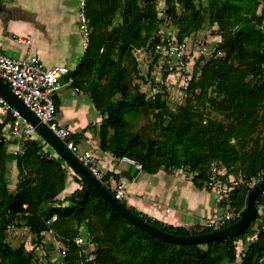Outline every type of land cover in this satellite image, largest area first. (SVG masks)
I'll list each match as a JSON object with an SVG mask.
<instances>
[{
    "label": "trees",
    "instance_id": "16d2710c",
    "mask_svg": "<svg viewBox=\"0 0 264 264\" xmlns=\"http://www.w3.org/2000/svg\"><path fill=\"white\" fill-rule=\"evenodd\" d=\"M198 1L165 0L166 17L162 18L158 0H85L89 45L71 73L70 86L90 95L102 119L72 138L80 143L86 131L94 129L102 151L133 160L145 173L186 169L200 189L212 190L213 180L226 183L227 194L219 203L234 210L227 226L244 210L250 183L264 178V0H207V6ZM117 18L120 21L115 24ZM166 22L177 26L179 42L206 22L217 25L221 36L214 55L188 82L185 104L176 109L168 106L160 92L150 98L131 81V72H139L135 50L157 51L158 31ZM60 105L56 96V112ZM141 107L149 108L154 119L144 132L136 129ZM12 113L9 108L0 121V264H34V254L24 244L15 248L8 242V225L15 226L18 218L36 242L52 230L68 247L64 261L57 264H264V224L240 261L237 258V242L252 231L260 214L237 237L175 244L131 224L78 177L80 188L59 199L66 187L67 168L61 157L43 151L47 143L40 135L30 139L17 157L19 181L16 191H10L6 128ZM119 175L108 171L101 180L107 184ZM122 201L144 220L175 235L216 229L200 224L174 226ZM255 204L258 210L264 206V191ZM81 227L95 245L91 253L86 252V244L76 243Z\"/></svg>",
    "mask_w": 264,
    "mask_h": 264
},
{
    "label": "crops",
    "instance_id": "0c3cea01",
    "mask_svg": "<svg viewBox=\"0 0 264 264\" xmlns=\"http://www.w3.org/2000/svg\"><path fill=\"white\" fill-rule=\"evenodd\" d=\"M71 1L73 2V0H0V44L8 54L16 58L38 59L49 67L58 64L77 66L85 53L81 27L77 30L75 26L80 21L81 1L79 0L78 14L71 7ZM58 97L61 105L56 115L57 121L72 130L73 134L82 132L89 124L98 125L101 121L100 112L84 91L77 92L71 86L64 85ZM6 114L0 105V115L4 116L0 121L5 119ZM91 133L92 129H89L85 135ZM7 142L6 180L8 186V178L16 180L14 189L16 191L19 171L15 150L19 146V140L10 137ZM79 144L80 148L90 149L94 153L103 174L121 170L125 180L127 203L160 221L189 228L200 219V213H206V209H209L208 204L214 206L213 196L202 193L203 189L196 187L191 180L186 182L181 173L173 174L161 170L155 174L145 173L135 163L125 159L120 161L110 152L102 151L99 145L91 148L87 141H81ZM118 160L122 163V169L115 168ZM78 188L80 184L75 177L67 176L66 187L59 195V199L65 198ZM28 232L34 236L29 228ZM47 235L54 237L51 234ZM26 245H29V242H26Z\"/></svg>",
    "mask_w": 264,
    "mask_h": 264
},
{
    "label": "rangeland",
    "instance_id": "374dc122",
    "mask_svg": "<svg viewBox=\"0 0 264 264\" xmlns=\"http://www.w3.org/2000/svg\"><path fill=\"white\" fill-rule=\"evenodd\" d=\"M80 1L76 0L75 2V0H73V2H70L71 7L76 10V14L79 13ZM197 3L201 4L202 6H207V0H199ZM166 9L167 6L165 4V0H158V10L162 18L166 17ZM178 10L179 12H182V8L180 6H178ZM119 21L120 19L117 18L115 20V24H117ZM168 22L163 23L160 26L161 42L159 43V45H163L162 47H159L158 45L157 51L155 52L146 49L135 50L134 56L136 57V60L138 62L139 72L137 75L131 72V81L132 84H138L142 92H145L150 98L160 92L162 94V99L167 102L168 106L172 109H176L178 106L185 104V100L188 96V82L192 79L193 76L199 75V70L203 62L209 59L212 55H214L216 47L221 41V36L219 34L217 25H212L209 22H206L201 30L195 32L193 35L186 38V40L184 41L186 43V48L183 53L184 68L179 69L177 67H181L179 57H172L170 58L171 61L168 62L169 57L166 55L165 48L169 45V41L167 38L173 39L174 41H178L177 26L171 23L167 24ZM81 24V20L76 23L75 26L77 30H79ZM78 40H80V35ZM164 40H166L165 43ZM200 58H203V60L201 63L198 64V60ZM84 93L90 96L88 93ZM3 109L5 110V108ZM212 116L216 117L217 114L212 113ZM3 118L4 116L0 115V120H2ZM153 120L154 119L151 110L149 108L141 107L140 116L137 118L136 129L140 130L141 132L147 131L148 127L151 126ZM8 130L9 125H7L6 133H8ZM36 135L37 137L39 136L38 133H36ZM42 140L45 141L43 138ZM82 141H87V145L91 148H94L95 146L99 145V135L97 130L92 129V133L90 135H85V138ZM43 151H47L48 153L59 157L57 152L48 143L45 144ZM120 161H122V159H120ZM64 163L65 166H67L66 162ZM135 165H137V163ZM115 168L122 169V163H120L119 160L117 164H115ZM67 169L70 176L75 177V179L77 177L80 178L70 168V166H68ZM161 171L164 172V170ZM113 172H115L116 174H120L118 178H116L115 176H113L112 178L116 180L118 185L121 184L125 188V180H123L124 176L122 175L121 170L119 172ZM171 173H181L184 176L186 182L193 180L192 174L186 169L173 170ZM8 180L9 190L14 191L16 186V180H10V178H8ZM230 180L234 182L233 177H231ZM257 182V180H254L252 183H250V186H253ZM225 187L227 188L226 183L225 185L216 186L212 190H209L205 187L203 188L202 191L204 192L202 193H204L205 195L209 193L213 196L214 206L208 204L209 209H206V213H200V219L197 220L196 223H194L193 225L189 226V228L195 227L197 226V224L205 226L204 224H208L213 220H219L221 217L225 216L227 209L225 206L219 203V201L222 200L221 197H224L227 194L226 190L223 189ZM126 196L127 192L125 193V196H123V200H126ZM259 214L261 218L257 220V223L254 225L252 231L237 242V258L239 261L241 258V254L245 251L248 244L257 237L259 226L261 224H264V206H261L259 208ZM15 221L16 226H13L10 229L8 228L7 230L8 242L13 247L17 248L21 244H24L27 251H30L34 254V264H57L62 261L61 251L63 243L59 240V237L56 235L55 232L54 234H52L51 231L46 232L44 234V240L38 243L34 240V236L29 234L28 228H25L24 222L22 220H19L18 218ZM47 234L53 235L56 239L52 236V238L49 237ZM87 234L88 233L86 228L81 227L79 235L85 236V241L87 242L85 243V250L87 253H91L95 249V245L91 244V242L87 240ZM26 242H29V245H26Z\"/></svg>",
    "mask_w": 264,
    "mask_h": 264
},
{
    "label": "built area",
    "instance_id": "2783aa9c",
    "mask_svg": "<svg viewBox=\"0 0 264 264\" xmlns=\"http://www.w3.org/2000/svg\"><path fill=\"white\" fill-rule=\"evenodd\" d=\"M85 0L81 1L80 20L82 21L81 35L83 37V50L86 52L89 45L90 28L88 19L85 15ZM161 33L160 30L158 31ZM176 38V37H174ZM169 45L165 48L166 55L170 58L179 57L181 62L179 69H183V53L186 48L185 42L174 41L173 39L167 38ZM166 40H164V43ZM163 45H159L162 47ZM158 47V45H157ZM222 55V53H220ZM77 66H69L68 64H58L53 66H46L38 59L28 58H16L6 52L3 46L0 44V77L10 86L16 95H18L33 111L46 122L51 129L66 143L68 148L72 150L80 161L88 167V169L96 175L99 179L103 177V173L99 168L97 157L90 149L80 148V144L77 143L73 138V131L69 128L61 125L57 121V112L55 106V97L59 95L64 85H71L74 82V78L71 73L76 69ZM66 79V80H64ZM75 91L81 92L77 87H72ZM0 105L5 108L7 112L9 105L0 97ZM11 109V108H10ZM12 110L13 120L9 124V130L7 134V141L10 137L17 138L19 140V146L15 150L16 156L24 153L26 149V143L36 136V129L32 126L24 117H22L17 111ZM128 162L135 163L129 158H123ZM138 168H142V165L137 164ZM210 186L212 189L216 186L223 184L220 181H211ZM109 188L115 193L119 199H123L125 196L126 189L123 185L117 184L116 180L112 178L107 184ZM225 185V184H224ZM227 191V188H223ZM226 196V195H225ZM224 196V197H225ZM224 197H221L222 199ZM227 212L225 216L219 220H213L205 226H212L214 228L223 227L228 220L234 215L232 208L226 207ZM14 225H8V228H12ZM52 232V230H50ZM76 243L79 246H84L85 236L78 235L76 237ZM68 247L62 246V261L67 254Z\"/></svg>",
    "mask_w": 264,
    "mask_h": 264
},
{
    "label": "water",
    "instance_id": "95a60500",
    "mask_svg": "<svg viewBox=\"0 0 264 264\" xmlns=\"http://www.w3.org/2000/svg\"><path fill=\"white\" fill-rule=\"evenodd\" d=\"M0 97L4 99L11 109L17 111L32 126L35 127L37 133L57 152L59 157H61L64 162L70 166L80 179L93 188L131 224L147 231L151 235L175 244H203L216 239L234 238L243 234L248 229L251 222L254 221L259 214L255 201L258 195L264 191V178L252 186V189L248 194L244 210L241 212L237 220L227 226L217 228L213 231L191 235H175L165 231L135 214L121 199L113 194L109 187L80 161L75 153L68 148L66 143L51 129V127L44 122L18 95H16L1 77Z\"/></svg>",
    "mask_w": 264,
    "mask_h": 264
}]
</instances>
